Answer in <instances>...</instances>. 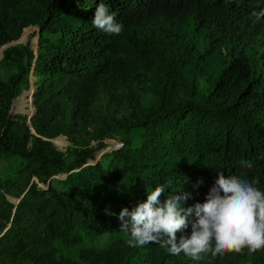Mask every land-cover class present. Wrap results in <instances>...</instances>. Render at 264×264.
<instances>
[{"label": "trees", "instance_id": "1", "mask_svg": "<svg viewBox=\"0 0 264 264\" xmlns=\"http://www.w3.org/2000/svg\"><path fill=\"white\" fill-rule=\"evenodd\" d=\"M100 3L119 35L93 26ZM261 9L264 0H0V51L39 31L36 53L3 51L15 73L0 80V264H131L90 248L68 255L119 231L120 211L157 185L187 194L184 208L205 202L217 172L264 190V17L252 15ZM30 78L28 124L11 108ZM103 90L120 92L124 110L99 117L96 134L117 137L118 149L96 159L28 148L32 131L49 139L95 117ZM198 264H264V250Z\"/></svg>", "mask_w": 264, "mask_h": 264}, {"label": "clouds", "instance_id": "2", "mask_svg": "<svg viewBox=\"0 0 264 264\" xmlns=\"http://www.w3.org/2000/svg\"><path fill=\"white\" fill-rule=\"evenodd\" d=\"M252 15L260 19L264 9L253 11ZM92 24L111 35H119L123 30L104 3L96 8ZM241 165L251 167L252 163L242 160ZM257 183L217 172L205 202L188 208L181 206V201L188 199L187 194L166 195L167 186L157 185L146 202L120 211L119 231L129 237L130 247L156 243L171 255L183 253L193 261L209 254L215 258L225 253L239 254L245 249L250 253L264 250V190L256 187ZM190 224V235H184Z\"/></svg>", "mask_w": 264, "mask_h": 264}, {"label": "rangeland", "instance_id": "3", "mask_svg": "<svg viewBox=\"0 0 264 264\" xmlns=\"http://www.w3.org/2000/svg\"><path fill=\"white\" fill-rule=\"evenodd\" d=\"M38 29L30 27L23 31L21 36L3 47L0 51V80L9 79L14 73L13 64L4 58L3 51L7 48H17L29 46L34 53L37 51ZM33 79L30 78V90L23 91L21 95L13 102L12 114L26 115L27 110L33 107L31 93L33 91ZM121 93H109L103 90L93 105V114L90 117L77 124L70 120L69 124H63L56 129L52 138H44L36 135L32 131V137L28 141V148H46L49 147L61 154H73L75 152H87L92 157L100 159L102 154L111 152L121 146L122 141L116 138L101 137L96 132L99 128V117H108L117 119L123 114L124 105L121 99ZM16 103V104H15ZM101 128V126H100ZM6 169L3 161H0V173ZM128 237L122 235L118 230H109L107 233L95 241L84 243L79 248L73 249L69 257H74L77 250L90 248L94 252H105L115 257L119 262H126L131 259V264H198L186 257L183 253L180 255H171L167 248L159 244H146L143 247H130L127 243Z\"/></svg>", "mask_w": 264, "mask_h": 264}, {"label": "water", "instance_id": "4", "mask_svg": "<svg viewBox=\"0 0 264 264\" xmlns=\"http://www.w3.org/2000/svg\"><path fill=\"white\" fill-rule=\"evenodd\" d=\"M33 97V91H32V93H31V98ZM34 107V106H33ZM35 110V109H34ZM34 112V111H33ZM33 112H31L29 115H28V124H30V119H31V117H32V115H33Z\"/></svg>", "mask_w": 264, "mask_h": 264}]
</instances>
